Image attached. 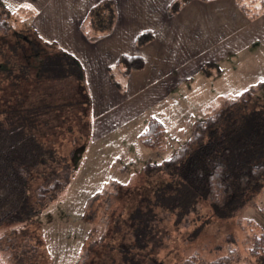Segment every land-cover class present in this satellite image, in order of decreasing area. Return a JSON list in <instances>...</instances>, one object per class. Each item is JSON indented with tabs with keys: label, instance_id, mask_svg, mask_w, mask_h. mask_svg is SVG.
<instances>
[{
	"label": "trees",
	"instance_id": "trees-1",
	"mask_svg": "<svg viewBox=\"0 0 264 264\" xmlns=\"http://www.w3.org/2000/svg\"><path fill=\"white\" fill-rule=\"evenodd\" d=\"M186 1L172 0L169 13ZM235 2L249 18L264 10V0ZM20 11L25 19L18 18ZM24 14V8L10 11L0 0V83H4L0 85V224L37 220L40 209L66 190L74 169L60 155L64 134L80 127L75 112L83 99L88 101L82 68L74 56L33 30L34 35H28L14 28L18 20H26ZM152 37L150 30H143L135 40L140 45ZM116 66L124 72L138 69L143 59L123 54ZM66 85L72 94L58 99L56 93ZM251 97L249 93L230 100L195 121L186 143L162 162L145 165L156 194L162 190L172 199L173 204L167 205L173 206L177 195L187 206L203 199L232 217L246 205V195L263 187L264 107L252 102L250 108ZM233 107L241 111L239 118L232 119ZM165 135L163 123L152 117L139 138L143 145L161 150ZM158 172L160 176H153ZM247 224L240 244L227 238L224 253L207 260L192 252L180 264H264V228Z\"/></svg>",
	"mask_w": 264,
	"mask_h": 264
},
{
	"label": "rangeland",
	"instance_id": "rangeland-1",
	"mask_svg": "<svg viewBox=\"0 0 264 264\" xmlns=\"http://www.w3.org/2000/svg\"><path fill=\"white\" fill-rule=\"evenodd\" d=\"M6 2L11 9L12 1ZM21 11L18 18H24ZM14 28L33 34L21 19ZM252 62L247 66H256ZM244 70L241 66L240 72ZM252 88L248 89L255 93ZM67 89V85L59 88L57 98L72 94ZM256 93L248 102L250 108L252 102L264 107V89ZM245 95L212 93V88L204 86L197 96L188 97L189 103H183L180 120L164 118V148L154 153L143 145L141 149L138 141L134 144L136 129L128 133L123 128L127 133H110L102 142L93 143L87 120L90 102L83 99L75 112L80 127L65 130L66 143L60 153L74 169L69 186L40 209L37 220L0 224V264H180L192 252L207 260L224 253L227 238L240 244L248 231L247 221L264 228V185L246 195V205L230 217L203 199L187 206L177 195V202L167 205L173 204L172 199L162 190L156 194L155 183L144 171L147 163L162 162L186 143L195 121ZM236 108L232 119L240 117ZM113 138L125 142L111 143Z\"/></svg>",
	"mask_w": 264,
	"mask_h": 264
},
{
	"label": "crops",
	"instance_id": "crops-1",
	"mask_svg": "<svg viewBox=\"0 0 264 264\" xmlns=\"http://www.w3.org/2000/svg\"><path fill=\"white\" fill-rule=\"evenodd\" d=\"M9 1L10 11L25 9L30 29L81 65L93 143L136 129L133 142L142 149L139 134L149 120H180L183 103L204 86L238 95L264 89V10L249 18L235 0H188L172 14V0ZM143 30L153 37L139 45ZM123 54L141 56L143 66L124 72L116 66ZM252 60L256 66H247Z\"/></svg>",
	"mask_w": 264,
	"mask_h": 264
}]
</instances>
